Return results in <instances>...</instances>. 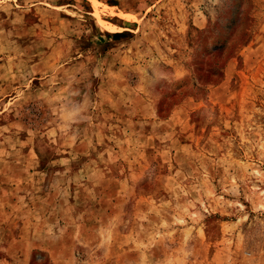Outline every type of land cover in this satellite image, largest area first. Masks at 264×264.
<instances>
[{
	"label": "rangeland",
	"instance_id": "374dc122",
	"mask_svg": "<svg viewBox=\"0 0 264 264\" xmlns=\"http://www.w3.org/2000/svg\"><path fill=\"white\" fill-rule=\"evenodd\" d=\"M0 264H264V0H0Z\"/></svg>",
	"mask_w": 264,
	"mask_h": 264
}]
</instances>
